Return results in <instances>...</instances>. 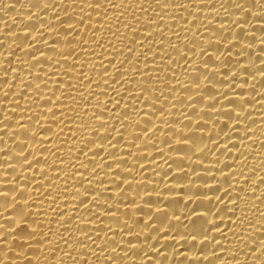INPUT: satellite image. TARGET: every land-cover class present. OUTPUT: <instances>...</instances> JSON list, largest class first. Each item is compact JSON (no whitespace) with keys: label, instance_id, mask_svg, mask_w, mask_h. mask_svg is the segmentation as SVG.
Wrapping results in <instances>:
<instances>
[{"label":"bare ground","instance_id":"obj_1","mask_svg":"<svg viewBox=\"0 0 264 264\" xmlns=\"http://www.w3.org/2000/svg\"><path fill=\"white\" fill-rule=\"evenodd\" d=\"M0 264H264V0H0Z\"/></svg>","mask_w":264,"mask_h":264}]
</instances>
